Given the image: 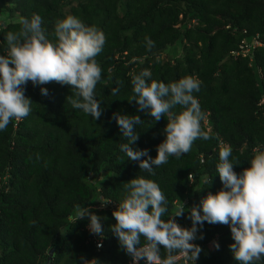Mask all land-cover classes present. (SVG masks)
<instances>
[{"label": "trees", "instance_id": "1", "mask_svg": "<svg viewBox=\"0 0 264 264\" xmlns=\"http://www.w3.org/2000/svg\"><path fill=\"white\" fill-rule=\"evenodd\" d=\"M34 13L49 39L55 22L68 15L104 32L95 90L103 113L94 120L74 109L66 101L73 91L68 85L23 86L32 112L0 131V264H44L51 248L49 264H125L130 256L111 230L125 183L136 176L155 181L170 213L184 205L183 215L174 219L191 228L190 209L223 188L216 171L219 151L231 147L229 160L240 174L250 167L254 151L264 150V0H0V55L7 54L6 33L19 31L20 18ZM146 36L155 42L151 51L144 46ZM241 42L260 46L245 56L230 54ZM143 69L166 84L197 78L200 90L193 95L204 113L202 129L211 137L195 140L179 158L169 157L154 168L155 175L121 151L128 141L112 118L113 113L140 116L139 138L130 146L156 157L167 117L155 122L130 102L131 74ZM115 87L117 96L111 95ZM105 201L111 202L102 206ZM77 205L102 218L100 248L93 243L98 235L86 230L89 218L76 221ZM201 234L203 239L193 241L202 249L196 264H240L229 248L234 241L228 225L204 222L197 237Z\"/></svg>", "mask_w": 264, "mask_h": 264}, {"label": "clouds", "instance_id": "2", "mask_svg": "<svg viewBox=\"0 0 264 264\" xmlns=\"http://www.w3.org/2000/svg\"><path fill=\"white\" fill-rule=\"evenodd\" d=\"M19 23V31L6 33L7 54L0 55V131L6 130L13 119L17 121L32 112L33 101L24 95L23 87L29 81L34 86L51 82L70 86L72 95L66 101L98 120L103 108L95 90L102 69L96 57L106 44L104 32L72 15L55 22L53 39L48 38L38 14L21 17ZM144 46L151 51L155 42L146 36ZM131 84L130 102H136L138 111L150 114L155 122L167 117L166 139L157 145L153 158L148 149L130 146L139 138L135 126L144 122L140 116L113 113L112 118L128 141L121 144V151L130 160L139 161L141 170L155 175L154 168L168 163L169 157L179 158L191 150L195 140L211 138L202 129L204 113L193 95L200 90L197 78L185 76L166 84L152 79L151 71L143 69L139 74H131ZM118 93L119 87L111 89V95ZM41 94L47 96L48 90L42 87ZM261 103L264 105V98ZM177 106L181 109L178 113L173 111ZM231 155L230 146L219 151L216 171L223 188L215 194L209 192L199 208L190 209L191 228L181 227L174 219L183 215L184 205L170 213L168 200L155 181L136 176L123 185L124 196L112 212L116 223L111 230L133 264L141 260L147 264H177L178 256L184 258L185 264H195L202 249L193 241L203 239L202 234L197 237V232L204 222L230 227L234 243L229 248L240 264H264V150L254 151L250 167L240 174L233 170ZM109 202H103L102 206ZM165 216L167 220L163 219ZM85 217L90 221L87 225L90 233L102 237V218L90 208L77 205L76 221ZM213 245L217 250L220 247L215 241Z\"/></svg>", "mask_w": 264, "mask_h": 264}, {"label": "built area", "instance_id": "3", "mask_svg": "<svg viewBox=\"0 0 264 264\" xmlns=\"http://www.w3.org/2000/svg\"><path fill=\"white\" fill-rule=\"evenodd\" d=\"M255 46H260V45L257 42L252 43V45H247L241 42L240 45L238 46V51L230 52V54H233V55L237 54V55L245 56L250 51V49ZM188 179L191 180L190 175H188ZM86 230L89 231L88 227H86ZM93 243L96 248H99L97 245L101 244V238L99 236L94 237ZM89 264H94L93 260H89ZM125 264H133L132 258L130 257V259L125 262ZM139 264H147V262L146 260H141ZM177 264H185V260L182 256H178ZM188 264H191V262H188Z\"/></svg>", "mask_w": 264, "mask_h": 264}, {"label": "water", "instance_id": "4", "mask_svg": "<svg viewBox=\"0 0 264 264\" xmlns=\"http://www.w3.org/2000/svg\"><path fill=\"white\" fill-rule=\"evenodd\" d=\"M52 254H53V249L51 248V249L47 252V258H46L44 264H49V259H50V257L52 256Z\"/></svg>", "mask_w": 264, "mask_h": 264}]
</instances>
